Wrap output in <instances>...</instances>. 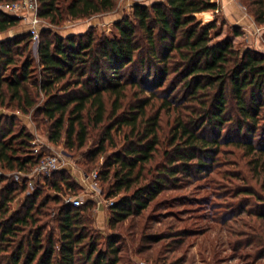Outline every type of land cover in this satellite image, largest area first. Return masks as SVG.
Wrapping results in <instances>:
<instances>
[{"label": "trees", "instance_id": "1", "mask_svg": "<svg viewBox=\"0 0 264 264\" xmlns=\"http://www.w3.org/2000/svg\"><path fill=\"white\" fill-rule=\"evenodd\" d=\"M38 1V17L58 24L64 16L109 12L118 0ZM246 6L263 25L264 0ZM132 8L112 35L89 30L61 37L44 29L35 55L29 33L0 40V108L41 115L53 143L65 135L66 146L79 149L94 140L86 156L107 155L98 176L109 180L107 196H118L109 207L110 228L139 214L178 174L211 170L222 146L248 158L244 182L264 171V53L237 49L229 36L212 42L216 19L203 24L200 15L217 11L218 0L136 2ZM17 22L0 9V33ZM163 115L171 122L167 136ZM14 120L0 116V168L29 172L39 155L32 134L15 128ZM63 186L75 188L62 169L32 191L0 175V264L123 262L119 235L104 238L100 249L101 236L88 228L94 200L72 206L64 202ZM240 188L236 192L257 201L263 208L257 217L264 218V193L247 183ZM262 242L256 258L264 257Z\"/></svg>", "mask_w": 264, "mask_h": 264}, {"label": "rangeland", "instance_id": "2", "mask_svg": "<svg viewBox=\"0 0 264 264\" xmlns=\"http://www.w3.org/2000/svg\"><path fill=\"white\" fill-rule=\"evenodd\" d=\"M154 1L164 0H118L109 12L80 19L64 16L58 24L41 19L39 37L44 29L61 37L89 30L98 36L112 35L117 31L114 26L116 22L124 16L131 17L134 3L150 5ZM236 1L250 15L247 0ZM210 12L216 19L215 31H219L216 36L212 31V42L230 35L235 48H250L264 53V24L254 22L258 28L254 30L250 43L238 28L224 27L222 12ZM202 22L206 24L208 20ZM29 28L27 21L18 19L15 26L0 33V40L29 33ZM234 31H239L241 37L233 38ZM37 45L38 42L33 43L31 38L30 48L34 55ZM1 115L14 116V127L24 126L32 134V149L38 147L43 154L55 153L60 156L65 177L75 183L74 189L62 187L63 197L73 195L82 204L94 200L93 209L89 211L91 222L88 228L101 236L97 240L100 249H105L104 238L119 235V254L123 258L120 264H264V257L255 256L261 251L264 240V218L257 217V212L263 211V208L251 196L236 192L247 183L257 191V195H263L264 171L258 178L244 182L241 177L248 175L249 168L246 165L248 158L243 156L241 149L232 145L222 146V153L211 170L201 174L192 173L191 176L178 174L177 180L165 186L139 214H132L110 228L109 207L118 196H107L109 180H104L102 175L98 176V189L96 195L92 196L88 187L90 180L86 178L94 170L102 173L107 156L100 155L94 161L88 160L86 154L96 147L94 140L90 139L79 149L68 148L65 135L57 143L49 140L48 124L32 110L23 113L12 108H0ZM160 124L161 134L167 136L171 127L168 116L163 115ZM45 192L53 193L51 188ZM20 200L21 196L13 202V209L17 208Z\"/></svg>", "mask_w": 264, "mask_h": 264}, {"label": "built area", "instance_id": "3", "mask_svg": "<svg viewBox=\"0 0 264 264\" xmlns=\"http://www.w3.org/2000/svg\"><path fill=\"white\" fill-rule=\"evenodd\" d=\"M38 5V0H15L11 3L0 4V9L30 24L29 34L33 43L38 42L39 26L41 23V19L38 17ZM31 143L34 142L32 141ZM33 152L39 155V161L29 172H10L4 169L0 170V175L10 176L13 181L24 183L28 191L34 190L38 183L44 186L46 179L50 178L55 171L61 169V158L55 153L43 154L39 151L38 147H33ZM86 178L90 180L88 185L90 193L92 196H95L98 189V172L94 170ZM64 201L72 206L82 204V201L73 195L64 196Z\"/></svg>", "mask_w": 264, "mask_h": 264}, {"label": "crops", "instance_id": "4", "mask_svg": "<svg viewBox=\"0 0 264 264\" xmlns=\"http://www.w3.org/2000/svg\"><path fill=\"white\" fill-rule=\"evenodd\" d=\"M218 2V10L212 12H222L221 14L223 15L225 21L223 23L224 27L231 26L233 28H238L239 31L243 32L241 35H243L244 38H247V40L251 43L255 34L254 30L258 28L254 23L252 16L248 15L236 0H218ZM200 17L203 21L208 20L209 22V20L213 18V14L210 11H207L202 13ZM241 35H234L233 38H240Z\"/></svg>", "mask_w": 264, "mask_h": 264}]
</instances>
